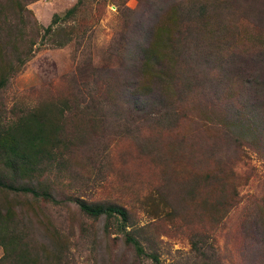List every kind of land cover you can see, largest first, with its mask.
<instances>
[{
	"label": "rangeland",
	"instance_id": "rangeland-1",
	"mask_svg": "<svg viewBox=\"0 0 264 264\" xmlns=\"http://www.w3.org/2000/svg\"><path fill=\"white\" fill-rule=\"evenodd\" d=\"M170 1L94 0L76 23L60 24L68 31L75 26L70 41L64 33L47 36L44 28L77 0L29 3L26 9L32 15L23 13L25 21L17 11L9 15L13 27L4 40L10 39L23 58L31 55L0 93V115L16 117V112L71 95L89 109L104 102L88 116L77 111L82 143L49 180L60 199L120 204L131 215L125 230L120 220L92 219L72 202L46 208L50 230L55 227L69 247L55 254L53 264H157L151 255L159 264H264V158L247 148L249 158H244L232 144L210 151L204 135L192 133L190 123L172 126L173 119L147 118L144 99L129 96L138 79L129 62L126 34L135 24L146 28ZM4 3L0 0V7ZM256 48L244 52L248 59L256 60L261 51ZM247 70L254 75L253 65ZM261 79L264 95V72ZM185 105L196 114L191 100ZM148 142L157 147L148 149ZM228 161L237 174L234 179L223 188L205 180L215 169L221 174L229 170ZM236 187L238 197L232 194ZM0 194L12 204L23 200ZM128 233L141 243L144 255L128 245ZM40 236L39 231L38 241ZM45 244L51 246L48 240Z\"/></svg>",
	"mask_w": 264,
	"mask_h": 264
},
{
	"label": "trees",
	"instance_id": "trees-1",
	"mask_svg": "<svg viewBox=\"0 0 264 264\" xmlns=\"http://www.w3.org/2000/svg\"><path fill=\"white\" fill-rule=\"evenodd\" d=\"M34 1L37 0H29L26 5ZM93 1L77 0L63 17L55 15L44 28L45 34L56 37L64 33L66 41L72 40L75 26L68 31L60 24L76 23ZM262 1L258 7L256 0H171L146 28L136 24L129 28L124 42L138 79L129 96L136 101L144 99L147 118L173 119L172 126L177 122L190 123L191 132L204 135L210 151L232 144L244 158H249L244 148L264 158ZM23 2L5 0L0 7V93L31 55L28 52L23 58L10 39L4 40L13 27L9 15L17 11L25 21L23 13L31 14ZM256 47L261 50L256 60L248 59L244 52ZM252 65L254 75L247 70ZM122 99L120 96L119 100ZM190 100L195 105V116L185 108ZM79 101L71 95L50 99L19 115L16 112V117L0 115V193L23 199L12 204L0 198V247L4 252L0 264H53L55 254L68 250L56 228L50 230L53 223L43 212L46 208H62L72 202L92 219H117L125 230L130 225V212L123 205L60 199L49 180L82 143L76 129L77 111L88 116L93 110H101L104 103L95 107V100L94 107L89 109ZM106 105L110 108L111 102ZM210 131H214L213 137ZM156 147V142H148V149ZM227 165L230 168L225 173L215 169L205 180L223 188L237 176L233 163L228 161ZM232 194L239 196L237 187ZM46 240L51 246L46 247ZM126 240L138 256L145 254L135 237L128 233ZM151 258L159 264L156 255Z\"/></svg>",
	"mask_w": 264,
	"mask_h": 264
}]
</instances>
